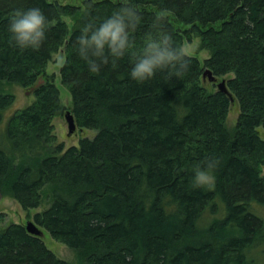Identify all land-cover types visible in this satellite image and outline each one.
Masks as SVG:
<instances>
[{
    "label": "trees",
    "instance_id": "obj_1",
    "mask_svg": "<svg viewBox=\"0 0 264 264\" xmlns=\"http://www.w3.org/2000/svg\"><path fill=\"white\" fill-rule=\"evenodd\" d=\"M39 6L46 38L36 49L18 48L7 30L17 9ZM82 5V6H81ZM0 0V123L19 85L36 100L14 112L0 147V194L24 211L51 206L34 222L73 249L81 264H256L264 246V0ZM128 8L125 56L109 57L90 72L81 53V28ZM69 18L72 27L65 21ZM200 39L201 62L177 78L157 72L135 82L132 60L147 40L182 48ZM63 51L61 84L71 95L69 110L91 140L65 149L53 120L67 112L47 69ZM204 69L225 78L228 95L210 90ZM239 109L233 130L226 121ZM216 157L211 187L192 183L194 170ZM0 264H69L48 249L44 237L22 224L0 231Z\"/></svg>",
    "mask_w": 264,
    "mask_h": 264
},
{
    "label": "clouds",
    "instance_id": "obj_2",
    "mask_svg": "<svg viewBox=\"0 0 264 264\" xmlns=\"http://www.w3.org/2000/svg\"><path fill=\"white\" fill-rule=\"evenodd\" d=\"M138 21L136 12L128 8L114 10L111 15L98 24H86L77 37L85 48H93V55L100 60L88 58L81 53V58L87 63L90 72L98 73L101 64L109 57L116 59L125 56L129 46V23L126 18ZM48 18L39 6L17 9L9 18L7 30L14 44L21 49L39 48L46 38ZM189 60L185 48L170 47L166 41L149 39L142 53L132 60L129 77L135 82L151 79L157 72H167L172 77H179L187 68ZM218 165L216 157L206 160L203 167H197L192 176V183L197 187H211L215 180V168Z\"/></svg>",
    "mask_w": 264,
    "mask_h": 264
},
{
    "label": "rangeland",
    "instance_id": "obj_3",
    "mask_svg": "<svg viewBox=\"0 0 264 264\" xmlns=\"http://www.w3.org/2000/svg\"><path fill=\"white\" fill-rule=\"evenodd\" d=\"M64 4H74V5H81L83 0H59ZM82 6V5H81ZM65 21L69 24L70 27H72L73 23L69 18H66ZM200 45V39L196 38L191 44L186 43L183 48L186 49V54L189 56L197 57L201 62H203L205 59L209 58L211 53L209 51H200L199 50ZM65 62V56L64 53L59 52L54 56L53 61L49 64L47 73L48 75H56L55 84L59 88L61 93V100L63 105L68 109L69 111L72 108V98L70 93L67 89L63 87L60 80V69L63 66ZM227 78V77H225ZM208 87H210V90H214V84L207 83ZM4 90L7 92H10L15 95V102L14 104L7 110L3 112V120L0 123V147L2 148V145L5 143V128L7 126V122L10 118V116L16 112L17 110H21L26 108L27 106L33 104L36 100L35 95L30 92L27 88H23L19 85H7L5 84L3 86ZM65 113L62 116H58L54 118L53 125H54V134L57 136V143H64L65 149L76 146L79 147V142L83 138L93 139L97 132L94 130H80L78 127L77 130L72 134L69 135L68 131V125L65 120ZM239 117V109L236 104L232 105L230 108V112L226 121V126L228 129L233 130L236 126L237 120ZM4 133V135H2ZM260 135L262 139H264V128H260ZM51 206V200L44 195V198L42 199V204L40 207L31 209L29 211H24L21 206L12 198L9 197H3L0 194V231L5 229L10 224H22L24 226L27 225L28 222L34 221V215L37 213H41L45 210H47ZM254 210L256 213H259L261 218L264 219V206L259 204L253 205ZM44 241L48 247L49 250H51L58 258L66 261L69 264H81L79 261L76 252L67 247L66 245L57 242L54 240L51 235L44 230ZM252 261H254L256 264H264V246H262L259 250L255 251V253L252 255Z\"/></svg>",
    "mask_w": 264,
    "mask_h": 264
},
{
    "label": "water",
    "instance_id": "obj_4",
    "mask_svg": "<svg viewBox=\"0 0 264 264\" xmlns=\"http://www.w3.org/2000/svg\"><path fill=\"white\" fill-rule=\"evenodd\" d=\"M202 77L205 83L208 82L211 84H215L217 87V90L228 95L229 98L231 99V102L234 103V98H233L232 93L229 91L227 87L226 79L220 80L219 77L213 75L210 69H204ZM30 92L31 91H28L27 94H29ZM64 116H65V120L68 125L69 135H72L78 128L75 122V118L73 114L71 113V111H67ZM26 229L31 235H34V236L44 237L45 235L44 230L40 226H38L34 221L28 222L26 225Z\"/></svg>",
    "mask_w": 264,
    "mask_h": 264
},
{
    "label": "bare ground",
    "instance_id": "obj_5",
    "mask_svg": "<svg viewBox=\"0 0 264 264\" xmlns=\"http://www.w3.org/2000/svg\"><path fill=\"white\" fill-rule=\"evenodd\" d=\"M63 52V51H62ZM44 237H45V235H44Z\"/></svg>",
    "mask_w": 264,
    "mask_h": 264
}]
</instances>
